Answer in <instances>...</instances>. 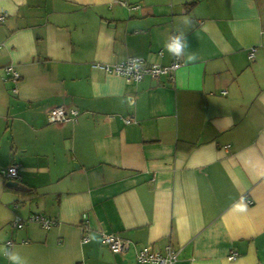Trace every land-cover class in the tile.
Masks as SVG:
<instances>
[{"label":"crops","instance_id":"crops-1","mask_svg":"<svg viewBox=\"0 0 264 264\" xmlns=\"http://www.w3.org/2000/svg\"><path fill=\"white\" fill-rule=\"evenodd\" d=\"M3 13L0 246L26 264H140L147 246H172L174 264H264V0H0ZM181 33L174 78L92 67L169 66ZM59 106L77 120L51 123ZM35 213L59 224L13 225ZM104 234L132 245L114 253Z\"/></svg>","mask_w":264,"mask_h":264},{"label":"built area","instance_id":"built-area-1","mask_svg":"<svg viewBox=\"0 0 264 264\" xmlns=\"http://www.w3.org/2000/svg\"><path fill=\"white\" fill-rule=\"evenodd\" d=\"M124 7H131L128 3L120 1L119 2ZM132 8L138 9V6ZM6 14L0 15V23L6 20ZM1 48V46H0ZM256 57V49L252 48L249 52V59L254 60ZM183 65L181 58H175L173 63L169 66H162L159 64L148 63L146 60L139 57H130L124 61L118 62L116 64H104L95 63L92 65L94 69L102 70L107 74L117 75L126 79L130 83H138L143 81L147 77H151L155 81H159L163 76H169L174 78L175 72ZM8 77L6 80L13 82L14 93H17V85L20 79V74L13 67L7 69ZM78 111L69 110L64 106L54 107L49 111V121L55 124L66 123L70 121H76L78 118ZM130 122V120H126ZM5 177L8 180L16 181L19 179L18 165H11L5 172ZM28 223H39L45 229H51L59 224L58 221L47 218L42 214H32L27 220L22 218H16L14 221V226L17 228H23ZM85 242L89 238L85 237L83 239ZM24 243H28L25 241ZM103 243L108 246L111 251L118 254L126 253L132 243L120 236L114 234H104ZM8 247L14 245L13 241H8ZM232 259L237 258V254H233ZM138 263L140 264H174L178 260V251L172 246H168L164 253L155 250L151 246L143 247L138 251L137 255Z\"/></svg>","mask_w":264,"mask_h":264},{"label":"clouds","instance_id":"clouds-1","mask_svg":"<svg viewBox=\"0 0 264 264\" xmlns=\"http://www.w3.org/2000/svg\"><path fill=\"white\" fill-rule=\"evenodd\" d=\"M187 22V21H186ZM167 52L177 58L185 56V50L189 47L186 36L181 33L179 35L170 36L164 45ZM198 59L195 53H188L185 58V64H191ZM238 211H245L246 205L243 203L236 205ZM0 255L4 256L9 264H26L24 258L21 257L19 252L10 250L7 246H0Z\"/></svg>","mask_w":264,"mask_h":264}]
</instances>
